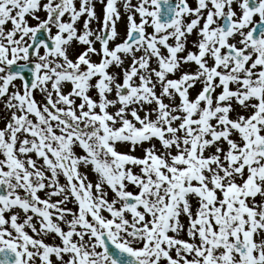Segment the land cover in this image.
Masks as SVG:
<instances>
[{"label": "snow or ice", "instance_id": "6c2138e0", "mask_svg": "<svg viewBox=\"0 0 264 264\" xmlns=\"http://www.w3.org/2000/svg\"><path fill=\"white\" fill-rule=\"evenodd\" d=\"M0 264H264V0H0Z\"/></svg>", "mask_w": 264, "mask_h": 264}]
</instances>
